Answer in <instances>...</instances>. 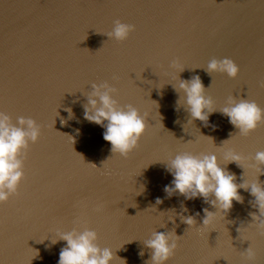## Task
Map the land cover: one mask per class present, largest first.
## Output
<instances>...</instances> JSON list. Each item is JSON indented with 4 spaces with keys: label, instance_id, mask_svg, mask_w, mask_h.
Returning a JSON list of instances; mask_svg holds the SVG:
<instances>
[{
    "label": "water",
    "instance_id": "water-1",
    "mask_svg": "<svg viewBox=\"0 0 264 264\" xmlns=\"http://www.w3.org/2000/svg\"><path fill=\"white\" fill-rule=\"evenodd\" d=\"M116 20L134 25L124 41L107 35ZM213 58L232 59L237 76L209 73ZM195 76L213 101L206 124L191 120L178 89ZM105 81L121 107L145 116L127 157L83 116L91 85ZM229 97L264 109V0H3L0 111L13 124L34 119L41 132L17 193L0 202V264H57L66 241L56 233L73 228L95 230L96 243L113 250L111 264H151L145 242L154 232L178 236L166 264H264V229L247 189L227 212L164 191L173 179L167 161L185 152L215 153L237 184L264 187V164L255 161L264 121L241 135L221 111ZM227 149L244 164L225 161ZM205 208L216 213L209 226Z\"/></svg>",
    "mask_w": 264,
    "mask_h": 264
},
{
    "label": "clouds",
    "instance_id": "clouds-1",
    "mask_svg": "<svg viewBox=\"0 0 264 264\" xmlns=\"http://www.w3.org/2000/svg\"><path fill=\"white\" fill-rule=\"evenodd\" d=\"M134 25L114 22L112 30L107 35L116 41H124ZM209 73H226L229 77H236L239 71L237 64L230 58H213L207 64ZM178 89L185 94V104L190 113L191 120L207 123L209 115L214 111L211 97L205 95L204 85L199 76L190 80H181ZM116 89L108 82L93 83L88 93L87 103L84 105V119L104 129L103 139L109 142L111 152L127 157L136 148L140 137L146 129L145 116L131 104L121 107L113 98ZM179 103V101H178ZM69 118L73 114L67 109ZM228 117L229 122L239 129V133L247 136L264 121V109L254 101L248 99H235L229 97L227 106L221 109ZM191 122V121H189ZM61 123H64L62 120ZM40 125L32 118L20 116L17 123L11 122L10 116L0 111V202L7 201L10 196L17 193L18 186L24 177V159L30 143L37 142L40 136ZM227 162H237L243 165L245 158L232 149L222 153ZM255 161L264 164V151L255 154ZM166 170L173 177L170 184L165 185L164 191L170 197L179 193L185 199L203 198L206 203L227 212L231 209L233 201H242L238 191L247 189L255 198L254 206L259 215L253 213V221H258V227L264 229V187L255 181L237 184L236 177L220 167L215 153L193 155L179 153L167 161ZM257 171L261 169L257 168ZM212 196L214 199L209 200ZM162 201L157 198L156 203ZM99 209V206H98ZM203 225L209 226L216 213L208 208L203 209ZM188 225L195 224L192 216L182 217ZM59 239L66 241V246L59 253L57 264H111L114 259L113 250L109 247L101 248L97 243V232L85 228L78 231L73 228L67 232H57ZM177 239L173 233L154 232L152 238L145 243L152 249L151 264H166L177 248ZM56 241L53 240L52 243ZM251 254L250 249L248 250ZM142 254V253H141Z\"/></svg>",
    "mask_w": 264,
    "mask_h": 264
},
{
    "label": "snow or ice",
    "instance_id": "snow-or-ice-1",
    "mask_svg": "<svg viewBox=\"0 0 264 264\" xmlns=\"http://www.w3.org/2000/svg\"><path fill=\"white\" fill-rule=\"evenodd\" d=\"M3 0H0V4H2ZM95 167V166H94Z\"/></svg>",
    "mask_w": 264,
    "mask_h": 264
}]
</instances>
